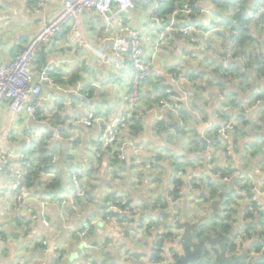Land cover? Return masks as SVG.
Listing matches in <instances>:
<instances>
[{"label": "crops", "instance_id": "crops-1", "mask_svg": "<svg viewBox=\"0 0 264 264\" xmlns=\"http://www.w3.org/2000/svg\"><path fill=\"white\" fill-rule=\"evenodd\" d=\"M64 1L44 0L43 6L40 10H37L34 7L35 0H0V65H9L16 55L23 51L27 44L40 33L44 26L62 12ZM133 1L140 2L144 0ZM206 3L204 7L207 12L212 7L210 6V0L206 1ZM149 11H151L150 8L144 10L141 7H135L134 3V9L127 11L124 16L132 19L129 21V24H132V26L136 25V29L139 30L147 26L148 17L151 19ZM202 19L209 20L203 14L200 17V21H203ZM81 22L82 45L74 44L70 40L69 29L65 28L54 41L52 40L51 43L39 50V52L44 51L47 59L46 64H43V62L41 64H49L55 67L51 78L55 80L57 88L48 82L39 81V79H37V83L43 89L44 97L59 98L58 105L60 106L67 99H73L80 101L88 110L99 113L109 111L114 116H118V113L123 109L125 104L123 99L125 92L121 88V82L118 80L117 83L120 84L119 91H116L111 86L106 91L109 86L105 83L106 80L110 81L113 77L115 79L117 72L116 65L115 63L109 65L99 61L95 56V52H108L111 59L116 62V56L113 52L114 41L117 38L126 39L128 34L126 30H123L121 33H105L102 19L95 14L84 15ZM125 24L129 28V24L127 22ZM185 50L186 46L183 47L180 44L177 45V48L167 50L168 56L164 64H172L173 62L170 59L172 57L178 58L180 56L179 53L181 52L183 55ZM163 54L166 55L165 53ZM182 55L176 62L182 59ZM196 55L205 58L202 50H197ZM36 64L32 69L35 75H39L41 64ZM59 73L66 75L69 73L70 75L67 77L79 73L83 82H77L75 85L58 83L56 76ZM84 81L89 83V88L86 89L85 94L80 92L79 89ZM92 82L97 84L98 87L92 86ZM91 89L95 92L93 98H89ZM88 99L91 101L86 104L85 101ZM203 103H198L199 108L193 115L198 119L199 117H207V121L205 123L198 121L197 123L196 120L191 119L188 123L190 128L194 127V130L197 131V138L194 141L197 142L198 149H195V146L191 147L192 138L187 140L175 137L169 140V136L172 134V130L170 129L171 121L173 125L176 123L178 126V131L173 125L171 126L172 129L177 131V135L179 134V127L183 130H186L188 127L183 128L178 118L165 120V114L158 116V118L163 119L165 122L162 124L163 126L165 125V128L159 133L155 121L157 106H149L145 113L142 114L145 130L139 137L138 144L143 147V161L151 164L156 158H161L160 162L162 163L160 171L156 170L158 178L155 188L150 187L148 177H137L140 173V170L137 169H125L121 176H115L114 170L109 167L107 160H103L95 167H91L93 165L92 151H89L88 148L95 142L100 133L97 129L89 128L78 122L68 123V117L75 115L81 109L78 105L68 107L53 123L55 129H60L61 133H63L61 140L52 139L54 127L50 128L47 118L49 115H46L47 111L53 114V111L50 110V102L45 103L43 112H41V117L43 118L40 117L39 121L19 118L7 105L2 106L0 108V195H3L1 192L8 189L10 182L13 180V174L4 170L3 153L8 152L13 154V156L25 155L30 151L27 135L31 134L30 137L33 138L35 136H45L48 132L52 134V141L61 143L60 148L56 151L59 165L64 170L71 164L77 168L81 167V169H84L87 177L86 183L90 187L89 181H91L92 191L90 192L91 200L89 203H79L76 208L70 204L65 206L63 210L65 220L62 218V209L58 204L60 199L57 201L49 200L51 204L45 210V213L51 223V229L45 227L43 219L40 217L42 203L47 201L40 200L39 197L44 192L45 187L43 185L32 189H28L25 186L21 189L22 191L20 190L22 200L19 203L14 199L12 202L10 198H6L4 195L3 197L0 196V212L2 213V217H0V241L4 242V244L0 243V251L2 253L0 264H131V262L138 264L137 261L148 263L150 249L157 238L156 235L147 233L144 237L135 239L134 235L129 236V232L124 234L123 229L129 230V227L134 225V229L130 230V232L136 234L135 231L140 223L139 220L143 218H157L158 215L153 214L157 213L154 208L152 210L153 204L156 201L162 202L160 200L162 196L167 197V193H171V191L173 192L176 189V184L173 183V178L175 177L183 180L185 184L180 188L181 199L178 200L182 208V211H180L181 215L183 212L184 215L187 214L188 211L186 210H189V204L194 203L196 199L202 204V207H200L202 215L197 220L204 217L206 213H212L208 204L202 203L199 198L202 189L199 192L196 189V194H190L186 189L190 179L194 181L197 179L208 180V177H212L211 171L214 168H218V164L221 167L222 152H216V157L210 161L208 157L209 151L203 149L201 139H205L208 143L211 141L209 138V135L213 134L211 127L219 123L218 119L220 117L218 116L222 112V99L211 103H208L205 99ZM200 125H203L201 132H199ZM263 136V131L254 134L251 130H248L246 137H234L238 145L236 149L233 148L231 150L228 155L229 157H225L227 163L223 162L222 167H231L234 175L249 171V174L254 176L257 181H264V167L261 168L257 161L246 162L242 159V154L245 155L247 148L252 146L250 143L260 140V144H262L261 142L264 141ZM38 142H35L33 145ZM256 147L250 152L248 151L249 154L254 152ZM73 149L80 152L79 160L73 157ZM166 150H171L180 157H185L187 160L186 166L188 165V167L175 173L174 167L171 165L172 158L163 155ZM261 152L263 151L261 150ZM14 160V158L9 159L10 166L16 165L17 162ZM259 161L261 162L262 159ZM92 180H94V183H92ZM41 181H44L42 184L48 185L50 182L53 183L55 178H40L38 182L41 183ZM236 188L234 185V189ZM36 193H39V196ZM109 196H118L124 198L128 203L130 201L134 205L141 206L142 202L147 201V206L142 213L143 217L135 219L137 222L134 220L131 225L123 223L125 225L120 226L113 221L102 220L98 222L96 228L92 229L86 237H80L76 234L78 230L87 227L91 222H97V220L102 219V206L104 200L109 199ZM245 208L244 204L239 205L238 203H235L233 207L238 213L229 222L234 227V231H239L242 227L246 229V226L250 224V221L244 219V214L242 213V210H245ZM194 210H196V207H194ZM149 215H152V217ZM193 217H196V215L192 213L189 219H181L183 223H186L191 222ZM238 218H241L242 221H239ZM235 219L238 224H235ZM5 220H8V223L7 227L3 229V225L6 224ZM172 223L174 224L169 218L166 224H161L170 228ZM245 229L243 232L246 231ZM164 230L167 229L164 228ZM1 233L6 234V238ZM246 233H242V235ZM250 235H254V233H249L248 237L251 238ZM236 236L237 233H235ZM255 237L253 240L244 239L240 236L237 240L235 239L236 244L240 246L238 250L239 254L245 255L251 252L252 246L257 240ZM106 241L114 244L115 249L113 251L109 252L111 249L103 250V243ZM42 242L46 243L45 247L42 245ZM167 248L173 250L176 248V245L169 243ZM58 252L62 253V260L59 262L54 259V254ZM129 252L141 254L143 258L127 262V258L129 257L130 259L131 257Z\"/></svg>", "mask_w": 264, "mask_h": 264}, {"label": "built area", "instance_id": "built-area-1", "mask_svg": "<svg viewBox=\"0 0 264 264\" xmlns=\"http://www.w3.org/2000/svg\"><path fill=\"white\" fill-rule=\"evenodd\" d=\"M44 0H35V9L40 10L43 6ZM206 3V2H205ZM194 6H198L197 4ZM193 6V7H194ZM210 6H214L210 3ZM193 7L189 3H185L180 6L173 15L164 17H157L156 12L160 9V4L157 2L150 8L151 19L153 24L147 26L144 29H134L126 27V20L124 19V14L127 11L134 9V4L131 0H65L63 4L62 12L53 20L48 22L40 33L32 39L26 46V48L18 53L16 57L11 61L9 65H0V108L7 105L19 118L32 119L34 121H39L41 117V112H43L45 103L50 102V110L53 114L47 111L46 115H49L48 122L49 125L57 120L58 116L62 115L68 107L73 105H78L79 109L75 115L68 117V123H80L89 128H95L99 131L100 135L95 139L96 149L91 152V157L93 158V165L95 167L98 164V160L106 155L103 159L110 161L111 154L117 153L119 161H128L137 169L142 171L143 169H150L151 164L143 161V147L137 144L134 140L124 137V133L129 131V124L133 118L139 120L142 118V111L148 109V105H145L147 93L144 91L146 82L149 78H156L155 82L164 83L166 89L164 90L163 97L156 96L154 98L157 101V114H156V124L158 122H163L164 120L158 118L165 114V120H167V115L170 120L178 118L181 113V108H185L187 111L195 113L193 111V97L190 90L187 89L188 86L194 84L191 76L199 77L200 72L196 69L198 56L196 55L197 50H202L203 53H207L210 50V43L212 41L216 42V46L219 41L215 40V34H223L226 37H231L236 35V32H229L222 24H217L219 20L210 14L211 9L207 12L203 10V16L208 17L209 20L203 21L209 30L198 29L197 26L193 25L191 22L185 21L193 14ZM98 15L103 22L104 32L107 34H112L114 32L121 33L126 30L128 36L127 38H117L114 41L113 52L116 56V62L111 59L108 52L100 51L95 52V56L99 61L106 64L115 63L117 72L115 74V79L121 82V88L124 90V107L118 113V116H114L109 111L99 113L93 110L86 109L82 103L78 100L67 99L64 101L62 106L58 105L59 98L44 97L43 89L37 83L39 81L48 82L53 87H56V82L51 78V74L55 67L52 65H41L39 69V75H35L33 72V66L37 63V53L39 50L51 43L54 39L63 31V29L68 28L70 34V40L76 45H82V22L81 19L84 15ZM264 5L259 9L258 15L255 16L254 22L259 21L264 26ZM200 21V18L198 19ZM215 23V26H210ZM118 27V30H117ZM214 27L213 30L211 28ZM185 47L186 50L183 52L182 58L185 60L186 64L189 63L191 66L186 67V64H179L172 69L159 68L162 63L158 60L161 53L165 50L177 48V45ZM232 59V51L228 50L227 59L223 60L225 69L231 66L230 60ZM238 61L244 63L245 57L237 59ZM160 63V64H159ZM197 66L196 68L193 67ZM203 70L202 68H200ZM129 71V75L127 73ZM126 74L125 80L120 78V75ZM130 78V80H129ZM108 86L112 88L119 89L120 84L110 83L108 80L105 81ZM94 87H98L97 84H91ZM89 88V83L85 81L80 86V92ZM154 93V92H153ZM152 93V94H153ZM82 97V96H81ZM182 104V106H181ZM262 102L258 101L257 106H261ZM43 107V108H42ZM229 111V107L223 108L221 114L222 116ZM43 118V117H41ZM45 118V119H47ZM63 119V118H62ZM169 119V118H168ZM219 123L216 126L211 127V132H216L221 139L228 141L232 134L235 132L237 123L232 120L218 119ZM63 121V120H62ZM180 123H183L182 121ZM54 127V125H53ZM210 129V128H209ZM52 139L61 140L63 138V133L60 129H55L52 132ZM31 134L27 135L28 148H32L35 142H38L42 136L30 137ZM52 142L48 140L47 143ZM228 148L226 149L227 155L230 154L232 150V142L229 140ZM216 145L211 141L208 143L207 151L210 161H212L216 155L214 149ZM52 158L53 163L58 162L57 152H53L49 155ZM14 158L17 163L14 166L9 165V159ZM27 158V154H20L13 156V154L5 152L3 153L4 170L13 174L12 181L8 189L1 192L6 198L16 200L18 203L22 200L18 191L26 186V168L24 166V161ZM223 166V165H222ZM221 166V167H222ZM223 168V167H222ZM92 169V168H91ZM117 175L121 176L122 173L119 170ZM218 178L223 179L224 182L229 183L231 180L227 177L222 178L221 174L216 175ZM39 178L43 179H54L55 173L47 172L44 166H41L39 173ZM69 186L61 193L59 196L60 202L58 203L62 209V218L65 220L63 215V210L67 204H70L74 208L80 201H85L87 198V192L84 187V182L87 177L84 170H79L78 168H72L70 170ZM236 182L238 181V186L235 191L237 192L239 198L245 199V212L248 215H253L255 217L259 216L261 208H263L264 203V181H257L251 174L244 175L243 173L234 178ZM201 184L200 179L196 181L190 179L186 186V189L190 194H196L195 185ZM249 185V186H247ZM69 189V190H68ZM172 192V191H171ZM3 195H0L3 197ZM169 204V211L174 213V222L181 220L179 217V206L181 204L179 201L175 200L171 193H167L166 197ZM51 203L49 200L42 203V213L40 217L43 219V223L46 228H52L51 223L47 219L48 216L45 210L49 207ZM154 210L159 213L162 212V205L160 202L156 201L154 205ZM118 214V217H111L110 213ZM141 211V206H130L128 202L123 199H108L106 202L105 214L102 219L91 222L87 227L82 230H78L76 234L80 237H86L92 229L96 228L99 221H113L114 223L120 225H125L124 217L133 215L136 218L143 217ZM139 225L136 234H133L136 239L144 237L147 233H152L154 235H166L167 230L163 227L160 230L155 231L154 226H150L147 230L146 226L141 224L139 220ZM128 229H123V233H128ZM243 233H246L244 231ZM249 233H253L250 231ZM167 243H173L172 238L166 239ZM1 244L4 242L1 240ZM45 247L46 243L42 242ZM103 249H113L114 244L111 242H104ZM165 245L161 247V251L164 254V259L168 258L173 260V263L177 256L182 255L178 252L166 254L167 249ZM260 254L252 252L250 256L258 257ZM2 258V253L0 251V259ZM54 259L59 262L62 260V253L58 252L54 254ZM56 262V263H57ZM161 263V262H160ZM148 264H156L155 261H150ZM159 264V263H157Z\"/></svg>", "mask_w": 264, "mask_h": 264}, {"label": "trees", "instance_id": "trees-1", "mask_svg": "<svg viewBox=\"0 0 264 264\" xmlns=\"http://www.w3.org/2000/svg\"><path fill=\"white\" fill-rule=\"evenodd\" d=\"M131 1L133 4L135 3V7H141L144 10L151 8L152 5L158 2L160 4V9L156 12V16L164 18L173 15L177 10H179L180 6L185 3H189L192 7L197 4L198 6L193 7V14L190 15L189 18H186L185 21L191 22L193 25L197 26L198 29L209 30L206 23H202L203 21H206L205 19H202L203 21L198 20L202 16L203 10L205 9L204 6L207 4L205 2L208 0ZM210 3L214 6L211 9L210 14L219 20L217 24H222L229 32H236L237 34L232 35L231 37H226L220 33L214 35L215 40L217 39V41H221L224 44L222 48H219L216 46L215 41L210 43V49H214L213 54L217 56L219 60L211 61L210 70L207 69L205 71H200L201 69L198 67L197 70L200 72V75L198 78L191 76L194 84L188 86L187 89L192 93L193 111H196L199 108L198 103H203L205 99L208 103L222 99V109L229 107V111L220 116V118L223 120L232 119L237 123L236 130L229 139L232 142V149H236L238 143L234 140V137H246L248 135V130H251L254 134L259 131H263L264 133V119L259 118V116H264V105L254 109L255 106H257L258 101L264 102V26H262V23L259 21H256L253 24L255 16L258 15L259 9L264 5V0H210ZM263 18L264 15L261 19ZM210 26H215V23H212ZM227 49L232 51V59L230 60L231 66H229L228 69H225L224 64L220 62V59H227V55L222 53L223 50ZM241 57H245L244 63L237 60ZM37 58L39 61L37 59V64L35 63L36 65H40L41 62H43V64L47 63L44 51L37 53ZM189 66H191V64L187 63L186 67ZM68 75L70 74L68 73ZM68 75L59 73L58 76H56L58 83L64 85H75L77 82H83L79 73L67 77ZM204 78H206V81ZM155 81L156 78H149L144 89V91L147 92L145 94V96H147L145 105H148V108L149 106H157V101L152 98L154 96L153 94H156V96L161 98L163 97L162 95H164V90L167 87L164 84L165 82L159 83ZM109 82L113 84L117 83V79H114L113 77ZM82 93L85 94L86 90H83ZM94 95L95 92L91 89L89 98H93ZM208 95L213 97L214 100L208 101ZM90 101L91 100L88 99L85 103L88 104ZM229 104L231 105L228 106ZM203 105L205 104L203 103ZM139 113L144 114L143 110L139 111ZM179 116V122H183L181 123L183 128L188 126L191 119L196 120L197 123L198 121L203 123L207 121V117H199L198 119L192 114V112L187 111L185 108H181ZM168 118L170 119L167 115V119ZM163 123L165 122H158L156 125L159 133L165 128V125H162ZM172 125L173 123L171 121L170 129L172 130V134L169 136V140H172L175 137L184 136L185 131H190L193 134V141L191 143L195 146V149H198L197 142L194 141V139L197 138V131L194 130V127L190 128L188 126L186 130L179 127V134L177 135V131L172 129ZM50 128L52 129L53 125H51ZM144 130L143 118L139 120L133 118L129 124V131L124 133V137L132 139L138 144V139ZM167 133L170 134L168 131ZM51 135V132H48L45 136L42 135L41 140L30 148L29 153H27V158L24 161V166L26 168L27 188L32 189L43 185V187H45L43 190L44 192L41 193L40 196L38 195L39 193H36L40 197V200L57 201L61 193L67 186H69L68 175L70 174V170L77 167L71 164L64 170L62 166L59 165V162L53 163L52 158L49 157V155L52 152L58 151L61 143L52 141L50 144H47V141L51 139ZM209 138L211 142L216 145L215 148H220L221 146L225 147L229 142V140L226 141L225 139H221L216 132L209 135ZM261 143L260 151L262 150L263 152L260 153L259 160L262 159L264 163V141ZM249 152L242 155V159H244L243 157L249 155L252 156L254 154V152H251L250 154ZM105 156L106 155L98 160V164L103 160H106L103 159ZM110 158L111 160L108 161L109 167L114 170L115 176L118 174L116 170H119L122 173L125 169H136L130 163V160L129 162L119 161L117 153H112ZM160 161L161 158H156V160L151 163V168L143 169L137 177H148L147 179L150 181L154 179L157 182L158 176L156 170H160L162 164ZM41 166H44L47 172L55 173V181L53 183L50 182L48 185H44L42 184L44 181H41V183L38 182L40 180L38 173ZM211 173L212 177H208V180L200 179L201 184L195 185L194 188L197 189L198 192L202 189L201 196L199 198L206 201V203H210V210H212V213H206V215L200 218V220L182 224L177 223V226L184 230L181 244L183 245L184 236L187 230H190L194 234L191 247L193 252L196 254V259L198 260L197 264H264V206L261 208L259 216L257 217L248 215L246 212L243 213L244 219L250 221V224L246 226V231H252L254 235H256V237L254 235H250L251 238L244 237V239L253 240L255 237L257 240L252 246L251 252L258 253L260 255L258 257L250 256L251 252L245 255L239 254L238 250L240 246L235 243V233H238V231H234V227L229 223L231 218L238 213L235 209L224 210L225 208L233 209V207H231L232 194L233 192L237 193L233 186L234 171L229 166L227 168L225 166L222 168L219 167L218 164V168H214ZM218 174H221L222 178L227 177L231 180L227 183V185L229 184L228 186H224L223 179L216 176ZM86 181L84 182V187L87 192V198L85 201H80V204L89 203L91 200V181H89L90 187ZM219 181L223 188H220V186L216 184ZM173 183L176 184V189L171 192V195L177 201L181 199L180 188L185 184L183 183V180L178 179V177L173 178ZM236 186L239 187L238 183L235 184V187ZM20 190L18 191V194H20ZM118 196H109V199H123ZM160 200L162 201L160 203L163 211L153 213L156 216L158 215L157 218H143L141 220V224L146 226L147 230L150 226H154L155 231L160 230L161 227L167 229V227L162 226V224H166L167 219L173 217L174 215V213H171V211L168 210L169 204L166 197L162 196ZM128 204L129 207L141 206L134 205V203L130 201ZM154 205L155 204H153L152 210ZM146 206L147 201L142 202V212L145 210ZM102 211V214L104 215L105 209L103 207ZM182 214H184V212ZM110 216L114 218L118 217V214L112 212L110 213ZM149 216L152 217V215ZM135 219L137 218L133 215L125 216L124 222L131 225L133 224L132 221L134 222ZM133 229L134 225L129 227V236H133L130 232V230ZM1 234L6 238V234ZM156 237L157 238L152 245V249H150V260L152 262L155 261L156 263H160L164 259V254L160 250L161 247L164 245L166 246V239L173 238L175 236L167 233L166 235H156ZM208 241H216L217 243L212 245V249L208 247L209 249H207L206 252H203L202 250L200 251L198 247L201 244L205 245ZM114 249L115 248L109 250V252ZM184 254L185 251L183 250L182 255L177 256L172 264H176V261ZM134 257L135 256H131L129 260L137 259V257Z\"/></svg>", "mask_w": 264, "mask_h": 264}, {"label": "rangeland", "instance_id": "rangeland-1", "mask_svg": "<svg viewBox=\"0 0 264 264\" xmlns=\"http://www.w3.org/2000/svg\"><path fill=\"white\" fill-rule=\"evenodd\" d=\"M151 13H152V11H149V15H151ZM124 18H125V20H126V22L129 24V21L130 20H132V19H129V17L128 16H124ZM149 18V21H148V24H147V26H150L151 24H153V20L152 19H150V17H148ZM136 25H134V26H132V24H129V27L130 28H133L134 27V29H136V27H135ZM147 26L144 28V29H146L147 28ZM214 29V27H212L211 28V30H213ZM138 30V29H137ZM223 43L221 42V41H219V43H218V45H217V47H219V48H222L223 47ZM225 46H226V44H225ZM214 50V49H213ZM212 49H210L207 53H204V56H205V58H203V57H200V56H198V59H196V61H197V66L198 67H200V68H202L203 70H200V71H205V70H207V69H211V61L213 60V61H217V60H219V58L217 57V56H215L213 53H214V51H213ZM228 50L229 49H227V50H223L222 51V53H225V55H227L228 54ZM166 55H164L163 53H161L160 54V56L158 57V60H160L162 63L159 65V68H162L161 70H164V69H172V68H174L175 66H177V65H179V64H182V65H184V64H186V62H185V60L182 58L180 61H178V62H176L180 57H181V52L179 53V57L177 58V57H172L170 60H171V62H173L172 64L171 63H168V64H164V62L167 60V53H166V50H165V52H164ZM174 58V59H173ZM207 59V60H206ZM220 62H223V59L221 58L220 59ZM197 66H194L193 65V67H197ZM197 69V68H196ZM127 73H128V75H129V71L127 70ZM128 75H126V74H121L120 75V78L122 79V80H125V77L127 78L128 77ZM90 76H93V75H90ZM93 79H94V77H93ZM129 80H130V78H129ZM204 80L206 81V78H204ZM110 89V86L109 87H107V90L106 91H108ZM106 91H104V92H106ZM116 91H119V89H116ZM214 100V98L213 97H211L210 95H208V101H213ZM262 102V104L261 105H264L263 103V101H261ZM231 104H229L228 106H230ZM211 107V106H210ZM259 106H255V108L254 109H257ZM259 118L260 119H264V116L262 115V116H259ZM192 133L190 132V131H185L184 132V136L182 137V136H180L181 138H185V139H187V140H190L191 138H192ZM258 141V142H257ZM250 144H252V146H249L248 148H247V153H248V151H251L255 146H257L255 149H254V154L252 155V156H250V157H248V156H246L245 158H244V160L246 161V162H252V161H257L258 162V164L261 166V168L262 167H264V165H263V162H260L259 161V159H258V157H259V155H260V153H261V151H260V147H261V144H260V140H255V141H253L252 143H250ZM254 144V145H253ZM191 147L193 148V145L191 144ZM208 147V146H207ZM228 148V145L227 146H225V147H220V148H217V149H214V153H216V152H222V155H221V162H220V165L222 166L223 165V162H225V163H227L226 162V160H225V157H229L228 155H227V153H226V149ZM96 149V143L94 142L93 144H91L90 146H89V148H88V150L89 151H93V150H95ZM73 152H74V158H77L78 160H79V154H80V152H77V151H74V149H73ZM247 153H245V154H247ZM264 154V153H263ZM158 155H160L159 153H158ZM164 156H168V157H171L172 158V162H171V165L174 167V172L176 173V172H178V171H180V170H182V169H186L187 167H188V165L186 166V163H187V160H186V158L185 157H180L179 155H177V154H175L173 151H171V150H166V151H164V154H163ZM243 155V154H242ZM69 163H71V161H69ZM227 165V164H226ZM78 169L79 170H84V169H81V167H78ZM158 170V169H157ZM160 171V170H159ZM240 174H242V173H237L236 175H234V177H233V179L236 177V176H238V175H240ZM244 175H246V174H249V171H247V172H244L243 173ZM92 183H94V180H92ZM236 183H238V181L236 182V180L234 179L233 180V186L236 184ZM217 185H219L220 186V188H223L222 187V185H221V183H220V181L218 182V183H216ZM224 184V186H228L227 185V182H224L223 183ZM150 187H152V188H155L156 187V181L154 180V179H152L151 181H150ZM247 186H249V185H247ZM69 190V189H68ZM2 198V197H1ZM107 200L108 199H105L104 200V203H103V208L104 209H106V202H107ZM191 200H193L194 201V199H192L191 198ZM201 201H202V203H206V201H203L202 199H201ZM13 202V201H12ZM246 201H245V199L244 198H239V196H238V194L237 193H235V192H233V194H232V201H231V207H234L235 206V203H238L239 205H242V204H246L245 203ZM208 204V207H210V203H207ZM202 204H201V202H198L197 201V199H196V201H194V203H192V204H189V206H188V209L189 210H186V211H188L187 212V214L186 215H184V214H179V217L180 218H183V219H189L191 216H192V213L193 214H195L196 215V217H193V220H192V222L193 221H195V220H197L199 217H201V215H202V210L200 209V207H202L201 206ZM194 207H196V210H194ZM197 209H199V210H197ZM224 210H234V209H232V208H225ZM180 211H182V208H181V206H179V213H180ZM103 212V211H102ZM101 212V213H102ZM191 212V213H190ZM245 212V210H242V213H244ZM206 215V214H205ZM204 215V216H205ZM0 217H2V213L0 212ZM233 218V217H232ZM231 218V220H233ZM5 219H6V217H5ZM173 222H174V215H173V217H171L170 218ZM242 219H243V217H242ZM242 219L241 218H238V220L239 221H242ZM183 220L181 219L180 221H178V222H174V224L172 223L171 224V227L170 228H167V231H168V233L169 234H173L175 237H173L172 238V240H173V243H174V245H176V248H175V250H174V252H178V254H182L183 253V250H184V245H182L181 243H182V237H183V234H184V230L183 229H181V228H179L178 226H177V223H183L182 222ZM236 219H235V224H238V223H236ZM5 222H6V224H4L3 225V229H5L6 227H7V223H8V220H5ZM244 222V221H243ZM232 224H233V221H232ZM245 228L244 227H242V228H240L239 229V231H238V233H237V236H236V240L238 239V237L240 236L241 238H244V237H248V235H249V232H247L245 235L243 234L242 235V233H243V230H244ZM246 230V229H245ZM248 234V235H247ZM254 236H256V235H254ZM244 240V239H243ZM236 243V242H235ZM154 244V243H153ZM167 247V246H166ZM208 247L209 248H213V246L211 245V244H208ZM208 248V249H209ZM151 249H152V247H151ZM168 249V248H167ZM104 250V249H103ZM169 253H173V252H171V250H166V252H165V256H166V254H169ZM150 254H151V252H150ZM129 255L130 256H136L137 257V259L136 260H139V259H141V258H143V255H141V254H135V253H133V252H129ZM166 257H168V256H166ZM135 258V257H134ZM151 260L149 259V261H148V263L150 262ZM127 262H129V257L127 258ZM137 263L138 264H148V263H146V262H141V261H137ZM173 263V260H169L168 258H165V259H163L162 261H161V263H159V264H172ZM131 264H133V262H131ZM157 264V263H156Z\"/></svg>", "mask_w": 264, "mask_h": 264}, {"label": "water", "instance_id": "water-1", "mask_svg": "<svg viewBox=\"0 0 264 264\" xmlns=\"http://www.w3.org/2000/svg\"><path fill=\"white\" fill-rule=\"evenodd\" d=\"M173 127L176 128L178 131V126L176 123L173 125ZM202 128H203V125H200L199 132H201ZM201 141L203 142V149L207 150L208 142L203 138L201 139ZM193 238H194V234L190 230H187L184 236V240H183L185 254L176 261V264H197L198 263V260L196 259V254L193 252V249L191 247ZM216 243H217L216 241H208L205 245L201 244L198 247V249H200V251L202 250L203 252H206L208 249V244L215 245Z\"/></svg>", "mask_w": 264, "mask_h": 264}]
</instances>
